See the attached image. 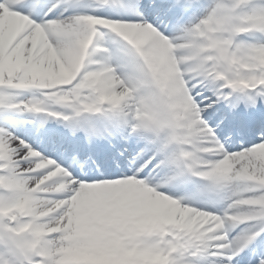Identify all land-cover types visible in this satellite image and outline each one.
Here are the masks:
<instances>
[{
    "label": "snow or ice",
    "instance_id": "6c2138e0",
    "mask_svg": "<svg viewBox=\"0 0 264 264\" xmlns=\"http://www.w3.org/2000/svg\"><path fill=\"white\" fill-rule=\"evenodd\" d=\"M0 264H264V0H0Z\"/></svg>",
    "mask_w": 264,
    "mask_h": 264
}]
</instances>
